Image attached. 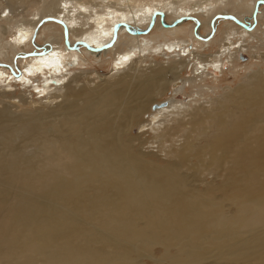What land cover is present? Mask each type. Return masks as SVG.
<instances>
[{"label":"bare ground","instance_id":"obj_1","mask_svg":"<svg viewBox=\"0 0 264 264\" xmlns=\"http://www.w3.org/2000/svg\"><path fill=\"white\" fill-rule=\"evenodd\" d=\"M18 1L0 23V264H264V0ZM78 47L115 48L113 74L75 73ZM246 54L239 87L188 91Z\"/></svg>","mask_w":264,"mask_h":264},{"label":"rangeland","instance_id":"obj_2","mask_svg":"<svg viewBox=\"0 0 264 264\" xmlns=\"http://www.w3.org/2000/svg\"><path fill=\"white\" fill-rule=\"evenodd\" d=\"M11 1H12L11 3L13 4V7L11 8V10H12V12L14 14L11 12L9 18H6L8 16L9 10L7 9L4 13H2V11L4 10V6L0 5V17H2V19H3V20L0 21V23H4V22H6V23L10 22L11 23L12 22V26H13V24L18 19H20V16L18 14L26 12L29 9V7H28L27 4H21L18 0L17 1L16 0H11ZM107 1H109V0H107ZM111 1H113V0H111ZM218 1L219 0H214L215 3L218 2ZM236 2H237V5L239 6V9H240L239 11H242V10H245L244 7H243L244 3L245 4L248 3V5H250V4L255 3V0H243V4H242V2L240 0H236ZM258 4L262 5L263 3H261V2L259 3L258 2ZM216 6H217L218 9H220L218 11L219 12L218 15H226V14L228 15V14H230L229 9L225 8L223 5L218 4ZM109 9H112V8L104 9V11H106V10L108 11ZM98 12L101 13L102 12L101 9ZM16 14H17L18 17L17 16L15 17ZM195 17H197V16L193 15L191 17L186 18L187 21H185V23H190V25L186 26V30H185V32L188 33V38H192V36H191L192 28L191 27H192L193 23L195 22V20H193V18H195ZM7 19H9L10 21L7 20ZM62 22H65V21H62ZM10 23H7V24H10ZM14 32H15V30H12V29L8 32V34H7V39L8 40L10 39L9 36L12 35V33H14ZM204 33H206V32L202 31V34H204ZM196 34H197V31H196ZM153 36L159 37V38L156 39L157 43H160V42L163 43L166 40H170V39L174 38V35H170V34H164L163 36H161L160 34L155 33ZM68 37H70V35ZM150 38H153V37H148V40L152 41ZM214 38H216V35L214 36ZM41 39L43 40V37L42 38H36V40L32 42V45H29L28 47H26L24 52H21V54H20L21 56L20 57L17 54L15 56L11 55V56H13L15 58L17 57L16 58V62L18 63V68L22 69V67L25 65V63L27 64L31 59L35 58L33 56L34 53L38 51V48L40 49V47L44 46V44H42L43 41ZM50 41H49V43H52ZM71 43H73V41H71V37H70V42H69L68 38H65L64 41L62 42V45L67 48V45L70 44L68 46V47H70ZM117 43H119V39H118ZM151 43H153V42H151ZM192 43H194V42L192 41ZM62 45L60 46V49L63 50V53H66L67 50ZM185 45H188V43H185ZM104 48L105 47H103V49H99V50L103 51ZM115 50L116 49L114 48V51ZM114 51L112 52V54H109V56L107 58H106L105 55L102 56L101 54H99L98 58H95V57H92V56L89 57L90 55L89 56L86 55V54H88L87 50L83 51V49L81 47H78L76 50H73L72 52L76 54V57L77 56H79V57L83 56L82 57L83 61L85 60L86 62L85 63L82 62V60L77 57L78 61L76 63H74V66H73V67L77 66L75 73L78 74V73H81L82 71L92 72L93 74H91L90 78L91 77L92 78H96V76L94 75L96 73H99V74L104 75V76L112 75L113 74V71H112V67L113 66L112 65H113V60H115V55L113 54ZM206 51L207 52L214 51L213 53H216L217 52V48L216 47L214 48V47L210 46L209 48H206ZM23 53H24V55H23ZM98 60H100V61L103 60V62L101 63ZM237 60L241 64L240 66L238 65L237 67H235V66L233 67V66L230 65V62H227L226 66L223 67V71L222 72H217L214 75H210V77L208 76V77L204 78L203 80H200V79H197V81L195 80L193 86L188 85L190 87V88H188V91H193V92H196L198 94V92H197V91H199L198 89L203 88L202 89L203 91L202 90L201 91L204 94V96H206V97H211L212 96L211 98H213V97H215L217 94H219L221 92L222 93L226 92V88L239 87L243 82H245L246 76L250 73V71L248 70L249 67L252 66V63L254 61H256L257 59L251 60L250 59V55L248 54V56H247V54H246V55H239L237 57ZM258 60H259V61H257L258 66H260V67H262V69H264V49L261 51V58L260 59L258 58ZM1 61L2 60H0V62ZM21 62L23 64L22 67H20L21 66ZM6 63L4 62V64H6ZM4 71H5V69H4ZM185 73H184V76H183L182 79H184V80L187 79L188 80V79L192 78L193 75H194L193 66H189L186 69ZM182 79L178 80L177 82H173L171 84V89H170V91L167 92L166 96L163 97V99H162L163 101H165L167 99H170L169 97H172V95H173L172 86H174L175 83H178V86L182 85ZM17 85L20 86V83H17ZM198 86H199V88H198ZM213 95H215V96H213ZM248 120L249 119L242 118V119H239V122L240 123H245ZM30 132L31 133H35L36 130L31 128ZM132 132L136 134L137 133V129H133ZM204 145H205V142L202 143V146H204ZM34 149L35 148L32 145L27 150H28V152H30L33 155V154L36 153V151H35L36 149L35 150ZM138 157H139V155H138ZM145 160L148 161V162H151V161H154L156 159H154V157H151V158H146ZM169 163L170 162H168L167 160L159 161V164L162 165L163 169H167L169 167ZM184 168H187V167L184 166ZM186 173L188 175V174H190L192 172H191V170H188ZM196 178H197V176H194V178H192V180L193 179L195 180ZM195 185L198 186L201 189H204V185L201 184V183H196ZM147 262H148V264H152L150 260H147Z\"/></svg>","mask_w":264,"mask_h":264}]
</instances>
